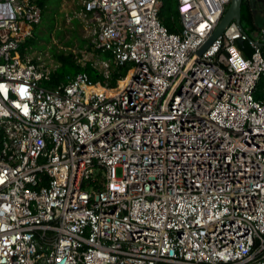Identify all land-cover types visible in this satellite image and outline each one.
<instances>
[{"label": "built area", "instance_id": "1", "mask_svg": "<svg viewBox=\"0 0 264 264\" xmlns=\"http://www.w3.org/2000/svg\"><path fill=\"white\" fill-rule=\"evenodd\" d=\"M230 2L174 0L170 33L162 0H84L102 82L47 89L40 8L0 0V264H264V29L197 56Z\"/></svg>", "mask_w": 264, "mask_h": 264}, {"label": "trees", "instance_id": "2", "mask_svg": "<svg viewBox=\"0 0 264 264\" xmlns=\"http://www.w3.org/2000/svg\"><path fill=\"white\" fill-rule=\"evenodd\" d=\"M34 5L40 8L41 17L46 12L48 6L50 5V0H30ZM57 7H59L62 0H56ZM49 4V5H48ZM174 0H162V8L159 12V21L170 33H177L179 31V21L176 12L173 9ZM245 6L242 8L241 18L248 24V28L243 27L244 34L251 40L250 36L259 29L252 27V23L255 18L252 16L251 9L247 2H244ZM41 22V19H40ZM39 24V23H38ZM35 28V27H34ZM36 45L35 37L30 40L28 46L29 50H34ZM238 50L242 53L245 58H249L252 54V50L249 47L247 42H243L242 45L236 44ZM88 50L94 53L96 56L100 57L103 60L110 61L111 56L107 53H102L99 50H94L92 46L88 47ZM54 58V63L57 68L51 74V77L48 82L42 83V86L47 89H53L55 87L66 84L71 78L75 75L84 73L88 75L92 83L102 82L101 74L95 70L90 62H85L84 65L78 63L75 56L71 53L60 52H51ZM37 61V58L34 59V62ZM130 65H125L122 67H116L113 63L110 66V77L108 80V85L111 88H114L117 84V81L125 77L127 71L130 69ZM254 100L264 103V77H261L259 82L256 85L254 92Z\"/></svg>", "mask_w": 264, "mask_h": 264}, {"label": "rangeland", "instance_id": "3", "mask_svg": "<svg viewBox=\"0 0 264 264\" xmlns=\"http://www.w3.org/2000/svg\"><path fill=\"white\" fill-rule=\"evenodd\" d=\"M83 2L84 0H62L57 7V1L50 0L41 22L33 30L36 45L29 53L33 59L37 58L41 64L53 66L56 64L51 52L59 51L73 54L81 64L101 59L88 50L91 38L83 24L76 19ZM173 9L175 11L174 4ZM120 175L121 171L117 170V176Z\"/></svg>", "mask_w": 264, "mask_h": 264}, {"label": "water", "instance_id": "4", "mask_svg": "<svg viewBox=\"0 0 264 264\" xmlns=\"http://www.w3.org/2000/svg\"><path fill=\"white\" fill-rule=\"evenodd\" d=\"M243 2H248L249 7H251V9H253V7L258 2L264 5L263 0H258V1L257 0H231L228 10L226 11V13L224 14L222 18L223 20L220 21L213 35L200 48V50L197 53L198 57L201 56V54L210 46V44L216 38L222 35L225 29L232 23H234L244 33V30L241 25V7H242ZM258 14L262 17L261 19H263L261 27L264 29V8H262ZM252 16L253 18H255L256 12L252 11ZM238 44L242 45V42L238 41Z\"/></svg>", "mask_w": 264, "mask_h": 264}, {"label": "flooded vegetation", "instance_id": "5", "mask_svg": "<svg viewBox=\"0 0 264 264\" xmlns=\"http://www.w3.org/2000/svg\"><path fill=\"white\" fill-rule=\"evenodd\" d=\"M258 1V0H257ZM244 3V2H243ZM248 3V2H247ZM257 4V3H256ZM258 5V4H257ZM257 5H255L254 7H253V9H251V7H250V9H251V12L252 11H254V12H256V17H255V19H254V21H253V23H252V27H254L255 29L257 28V29H259L260 27H261V24H262V21L259 19L260 18V15L258 14L259 12H260V10H261V8L259 7V6H257ZM243 6H245V4H242V7H241V11H242V8H243ZM241 14H242V12H241ZM258 15H259V17H258ZM242 17V16H241ZM241 25L243 26V27H247L248 28V24L245 22V21H243L242 20V18H241ZM245 25V26H244Z\"/></svg>", "mask_w": 264, "mask_h": 264}, {"label": "crops", "instance_id": "6", "mask_svg": "<svg viewBox=\"0 0 264 264\" xmlns=\"http://www.w3.org/2000/svg\"><path fill=\"white\" fill-rule=\"evenodd\" d=\"M263 1H264V0H263ZM257 4H258V5H257ZM257 4H256V5L259 6L261 9L264 8V5H263V4H261V3H259V2H258ZM258 17H259V15H258ZM261 18H262V17L260 16L259 19L263 22V19H261ZM262 29H263V28L260 27V28H259V31H257V32L255 31V32L250 36V38H251L252 41H254V42H255V41H258V42H259V41L261 40V36H260L261 33H260V31H261Z\"/></svg>", "mask_w": 264, "mask_h": 264}]
</instances>
